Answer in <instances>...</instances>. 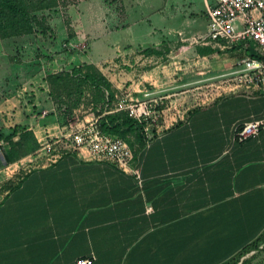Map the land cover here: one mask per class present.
<instances>
[{
    "label": "crops",
    "instance_id": "obj_1",
    "mask_svg": "<svg viewBox=\"0 0 264 264\" xmlns=\"http://www.w3.org/2000/svg\"><path fill=\"white\" fill-rule=\"evenodd\" d=\"M203 1L208 9L214 0ZM84 38L90 39L86 30ZM158 38L153 46L118 38L114 53L81 62L98 69L112 59L99 70L113 88H122L110 71L119 70L135 48L157 49L166 39ZM132 82L129 93L141 98L143 81ZM261 82L197 106L146 138L133 150L139 178L93 159L86 149L34 166L0 197V264H77L85 258L92 264L229 263L264 233V128L237 138L240 125L264 120V76ZM19 97L12 92L4 98L0 87V135L22 128L42 144L68 133L66 111L47 102L54 114L38 115L40 96L22 109Z\"/></svg>",
    "mask_w": 264,
    "mask_h": 264
},
{
    "label": "rangeland",
    "instance_id": "obj_2",
    "mask_svg": "<svg viewBox=\"0 0 264 264\" xmlns=\"http://www.w3.org/2000/svg\"><path fill=\"white\" fill-rule=\"evenodd\" d=\"M202 1L58 0L56 8L36 13V33L0 38V87L4 98L18 92L22 109L35 103L38 95L43 106L42 109L36 107L40 108L36 111L38 115H43L42 110L54 114L53 107L63 114L67 112L66 122L89 115L96 118L105 110L108 92L89 83L72 82L63 74L75 68L84 72L106 70L115 61L101 62L98 69H93L81 60H87L88 55L97 60L114 53L116 46L113 49L112 43L118 38H124L121 43L128 39L153 46L161 34L166 39L157 48L160 53L153 58L141 57L144 51L138 47L127 56L126 63L124 60L118 63L119 70L109 71L116 73L119 84L124 86L113 88L111 85L114 94L129 93L134 79L143 81L142 89L152 92L160 102L163 129L168 122L180 120L197 106L228 94L258 88L250 82L255 74L250 73L245 61L255 54L261 55L262 51L253 41L210 42L207 6ZM83 30L90 34V39H79ZM147 31L155 36H148ZM77 37L79 41H75ZM70 38H74L73 45ZM209 48L215 52L204 54ZM51 75H60L63 81H48ZM47 96H51L50 99ZM133 96L138 98L141 93L134 92ZM47 102L51 107L43 105ZM19 131L21 133L14 139L1 142L0 197L34 166L49 162L51 158L43 150L51 140L46 138L39 144L29 132L22 128ZM4 134L8 136L11 132ZM127 139L132 143V150L138 148L137 134H129ZM3 147L13 151L14 161L10 164L4 159ZM237 264H264V241L258 249L240 257Z\"/></svg>",
    "mask_w": 264,
    "mask_h": 264
},
{
    "label": "built area",
    "instance_id": "obj_3",
    "mask_svg": "<svg viewBox=\"0 0 264 264\" xmlns=\"http://www.w3.org/2000/svg\"><path fill=\"white\" fill-rule=\"evenodd\" d=\"M210 42H248L253 41L264 57V0H214L207 9ZM245 65L251 74L250 82L258 88L264 74V59L248 58ZM143 96L136 98L131 93L116 94L112 105H106L107 113H126L130 118L143 123L148 137L161 132L162 112L158 98L149 90L142 91ZM108 109V110H107ZM100 117L83 123H69L65 136L52 139L43 147L45 154L54 159L64 151L86 149L89 155L98 161L115 164L122 171L140 177L133 166L134 153L124 139L104 132L99 125ZM264 128V120L246 122L237 128V138L243 141L257 136ZM151 130V131H150ZM77 264H92V258L81 259Z\"/></svg>",
    "mask_w": 264,
    "mask_h": 264
},
{
    "label": "trees",
    "instance_id": "obj_4",
    "mask_svg": "<svg viewBox=\"0 0 264 264\" xmlns=\"http://www.w3.org/2000/svg\"><path fill=\"white\" fill-rule=\"evenodd\" d=\"M58 5V0H0V38L9 39L14 37H22L27 35H32L36 33L37 26V16L36 13L43 10H51L56 8ZM215 49L209 48L204 52L212 53ZM144 53L148 54H158L157 49L148 48L144 50ZM252 57L257 59H264L262 55L255 54ZM72 82H85L89 83L91 86L103 90L104 93L108 92V96L105 102V110L102 114H99V125L100 128L109 134L116 135L125 141L129 142V134H137L138 144L142 145L148 136L145 135V126L143 123L130 118L126 113L114 112L107 113L106 105H112L115 101L114 92L112 91V86L110 81L105 75L97 70H89L84 72L82 69H74L72 72L63 74V76ZM63 81L60 75H51L49 80ZM108 110V109H107ZM27 132V131H25ZM21 132L18 129L13 130L11 134L5 136V134L0 135V147L2 141H8L9 139H14ZM28 133V132H27ZM29 135L32 133L29 132ZM132 148V147H131ZM3 156L7 164L14 161L13 151L5 150L3 147ZM264 241V233L258 237L254 242L246 246L233 260L227 264H237L240 257H243L252 250L258 249L259 244Z\"/></svg>",
    "mask_w": 264,
    "mask_h": 264
}]
</instances>
